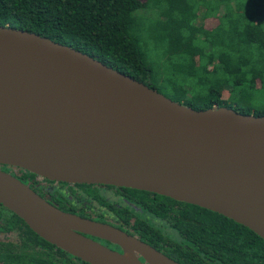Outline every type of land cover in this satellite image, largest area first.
<instances>
[{
	"label": "water",
	"instance_id": "obj_1",
	"mask_svg": "<svg viewBox=\"0 0 264 264\" xmlns=\"http://www.w3.org/2000/svg\"><path fill=\"white\" fill-rule=\"evenodd\" d=\"M0 163L166 195L264 239V114L194 108L68 44L9 25H0ZM0 203L91 264H182L131 231L60 209L1 168Z\"/></svg>",
	"mask_w": 264,
	"mask_h": 264
},
{
	"label": "trees",
	"instance_id": "obj_2",
	"mask_svg": "<svg viewBox=\"0 0 264 264\" xmlns=\"http://www.w3.org/2000/svg\"><path fill=\"white\" fill-rule=\"evenodd\" d=\"M0 25L68 44L194 108L264 114V0H0ZM149 42L165 50L162 61L146 59ZM127 188L177 204L175 214L165 205L149 208L172 221L179 244L163 248L160 241L171 238L149 219L136 217L132 233L180 263L264 264V239L249 227L197 204ZM108 206L128 221L124 210ZM12 214L67 256L26 251L10 253L12 261L75 264Z\"/></svg>",
	"mask_w": 264,
	"mask_h": 264
},
{
	"label": "flooded vegetation",
	"instance_id": "obj_3",
	"mask_svg": "<svg viewBox=\"0 0 264 264\" xmlns=\"http://www.w3.org/2000/svg\"><path fill=\"white\" fill-rule=\"evenodd\" d=\"M0 168L27 183L36 193L62 210L108 222L131 232L134 231L132 225L136 217L149 219L171 238L159 240L163 248L179 244L180 234L178 229L173 226L172 221L159 216L149 208V205L153 204L158 207L165 205L167 212L175 214L178 209L176 203L167 200L164 204L161 202L163 201L162 198L150 193L140 197L139 192L129 189L127 186L51 179L13 164L0 163ZM108 204L114 205V207L124 210L125 214L130 215L128 221L118 216ZM171 204H173V209L170 208ZM92 237L112 248L120 249L117 244L107 239ZM182 245L187 246L186 243H182ZM26 251H44L45 254L53 252L56 257L63 260L67 258L65 254L58 253L57 249L50 243L29 233L23 222L14 216L9 208L0 203V260L5 264H16L8 255ZM70 258L75 264H91L81 258L78 259L76 256H70Z\"/></svg>",
	"mask_w": 264,
	"mask_h": 264
},
{
	"label": "rangeland",
	"instance_id": "obj_4",
	"mask_svg": "<svg viewBox=\"0 0 264 264\" xmlns=\"http://www.w3.org/2000/svg\"><path fill=\"white\" fill-rule=\"evenodd\" d=\"M145 13L150 14L151 11L148 10V11H145ZM152 13H153V11H152ZM149 45H150V50H147V52H146V59L150 62L162 61V56L164 55L165 50H163V49L161 50L160 47H158V48L154 47L152 42H149ZM147 54H149L150 57L149 56L147 57Z\"/></svg>",
	"mask_w": 264,
	"mask_h": 264
}]
</instances>
